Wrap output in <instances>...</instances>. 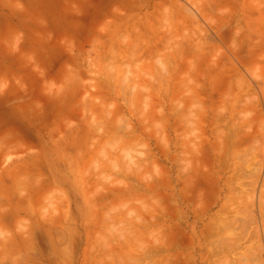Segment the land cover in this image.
Segmentation results:
<instances>
[{
    "label": "rangeland",
    "instance_id": "obj_1",
    "mask_svg": "<svg viewBox=\"0 0 264 264\" xmlns=\"http://www.w3.org/2000/svg\"><path fill=\"white\" fill-rule=\"evenodd\" d=\"M2 1L0 264H264V0Z\"/></svg>",
    "mask_w": 264,
    "mask_h": 264
},
{
    "label": "crops",
    "instance_id": "obj_2",
    "mask_svg": "<svg viewBox=\"0 0 264 264\" xmlns=\"http://www.w3.org/2000/svg\"><path fill=\"white\" fill-rule=\"evenodd\" d=\"M4 7H5V2L0 0V12L3 14V16H0V27L3 24V17L5 15L4 13ZM0 13V14H1ZM5 32L0 29V72L3 73L4 70V64H5Z\"/></svg>",
    "mask_w": 264,
    "mask_h": 264
},
{
    "label": "bare ground",
    "instance_id": "obj_3",
    "mask_svg": "<svg viewBox=\"0 0 264 264\" xmlns=\"http://www.w3.org/2000/svg\"><path fill=\"white\" fill-rule=\"evenodd\" d=\"M254 139H255V138H254ZM243 228L245 229V226L242 227V230L244 231ZM248 229H249V228H248ZM262 231H263V230H262ZM248 232H249V231H248ZM251 232H252V231H251ZM251 232H250V233H251ZM254 232H257V231H254ZM258 233H259V231H258ZM258 233H257V234H258ZM246 235H247V233H246ZM246 235H244V237H245ZM251 235H252V234H251ZM252 236H253V235H252ZM253 237H254V236H253ZM250 238H252V237H250ZM250 238H249V239H250ZM260 248H261V247H260ZM248 249H249V248H248ZM254 250H255V249H254ZM261 250H262V249H261ZM261 250H259V251H261ZM246 251H248V250H246ZM249 253H250V252H249ZM252 254H253V253H252ZM243 264H245V263H243Z\"/></svg>",
    "mask_w": 264,
    "mask_h": 264
}]
</instances>
